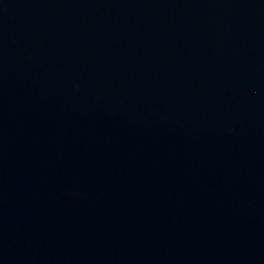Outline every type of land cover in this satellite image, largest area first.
I'll list each match as a JSON object with an SVG mask.
<instances>
[{"label": "water", "instance_id": "obj_1", "mask_svg": "<svg viewBox=\"0 0 264 264\" xmlns=\"http://www.w3.org/2000/svg\"><path fill=\"white\" fill-rule=\"evenodd\" d=\"M0 264H264V0H0Z\"/></svg>", "mask_w": 264, "mask_h": 264}]
</instances>
